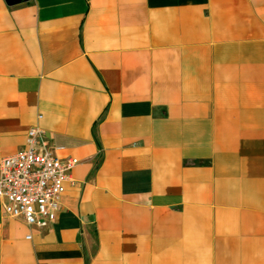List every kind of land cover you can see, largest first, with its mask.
I'll list each match as a JSON object with an SVG mask.
<instances>
[{
    "label": "crops",
    "instance_id": "0c3cea01",
    "mask_svg": "<svg viewBox=\"0 0 264 264\" xmlns=\"http://www.w3.org/2000/svg\"><path fill=\"white\" fill-rule=\"evenodd\" d=\"M34 126L80 162L0 264H264V0H0V161Z\"/></svg>",
    "mask_w": 264,
    "mask_h": 264
},
{
    "label": "built area",
    "instance_id": "2783aa9c",
    "mask_svg": "<svg viewBox=\"0 0 264 264\" xmlns=\"http://www.w3.org/2000/svg\"><path fill=\"white\" fill-rule=\"evenodd\" d=\"M27 133L20 152L0 161V199L7 217L22 218L30 227L46 229L57 220L65 183L80 161L61 160L40 127L34 126Z\"/></svg>",
    "mask_w": 264,
    "mask_h": 264
},
{
    "label": "water",
    "instance_id": "95a60500",
    "mask_svg": "<svg viewBox=\"0 0 264 264\" xmlns=\"http://www.w3.org/2000/svg\"><path fill=\"white\" fill-rule=\"evenodd\" d=\"M11 2H12V1H11ZM11 2H10V3H11Z\"/></svg>",
    "mask_w": 264,
    "mask_h": 264
}]
</instances>
